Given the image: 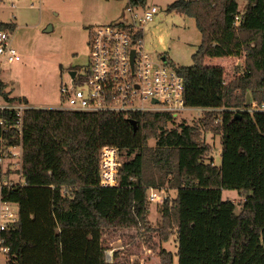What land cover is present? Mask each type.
Wrapping results in <instances>:
<instances>
[{"label":"trees","instance_id":"16d2710c","mask_svg":"<svg viewBox=\"0 0 264 264\" xmlns=\"http://www.w3.org/2000/svg\"><path fill=\"white\" fill-rule=\"evenodd\" d=\"M145 4L147 0H129ZM167 10L195 19L201 43L193 64L179 67L189 107H236L223 127L213 112L199 122L168 124L167 112H86L27 109L23 117L25 184L2 189L18 205L19 221L0 235L7 264H135L107 262L108 238L119 230H150L142 242L159 264H175L163 246L176 235L178 264H264V112H249L247 94L264 102V0H175ZM237 17L239 21H237ZM0 29H16L0 21ZM243 55L244 72L229 83L223 66L207 58ZM0 81V93L11 97ZM236 116L235 119V114ZM130 119L137 121L134 130ZM222 164L208 157L202 131L220 133ZM155 139V145L149 141ZM113 146L122 164L119 185L100 184V150ZM169 184L177 190L162 204V226L149 219L148 190ZM223 189L246 194L242 210ZM135 237V235H134ZM140 244V239L137 240Z\"/></svg>","mask_w":264,"mask_h":264},{"label":"rangeland","instance_id":"374dc122","mask_svg":"<svg viewBox=\"0 0 264 264\" xmlns=\"http://www.w3.org/2000/svg\"><path fill=\"white\" fill-rule=\"evenodd\" d=\"M175 0H147L148 5H156L159 13L154 22L144 29L145 49L155 58L166 57L177 67L193 64L192 55L201 43V33L195 19L177 11L169 12L168 6ZM247 0H239L240 9L244 10ZM129 0H0V21L16 22L17 27L12 34V44L21 59L5 66L2 78L8 84L5 91L10 95L25 96L33 107L60 108L67 102L61 97L60 88L70 83L69 67L82 69L89 63V32L97 25L118 22L127 19L126 6ZM12 33V32H11ZM14 35V36H13ZM228 57H211L208 65L225 66V79L229 83L244 72V64L240 62L243 55ZM230 60V61H228ZM228 61V62H227ZM227 62V63H226ZM1 98V97H0ZM259 99V98H256ZM226 107V106H225ZM229 111L242 110L226 107ZM203 118L194 111H185L175 116L169 128L180 123L197 124ZM202 140L209 144L210 158L214 164H222V128L220 133L210 130L202 131ZM156 140L151 139L150 145ZM6 176L13 182L21 177L22 161L13 158L3 165ZM163 202L148 201L149 219L153 226H162V204L169 196L175 198L177 190L167 183ZM149 192V190H148ZM224 199H231L236 204V212L242 210L246 194L235 189H223ZM150 230H142L138 238V247H124L121 254L129 257L130 263L159 264L157 252H151L142 242L147 240ZM120 241L116 242L121 247ZM119 245V246H118ZM174 253V262L178 264L176 235L163 244ZM110 262L113 250L107 252ZM6 253L0 248V264H7Z\"/></svg>","mask_w":264,"mask_h":264},{"label":"built area","instance_id":"2783aa9c","mask_svg":"<svg viewBox=\"0 0 264 264\" xmlns=\"http://www.w3.org/2000/svg\"><path fill=\"white\" fill-rule=\"evenodd\" d=\"M127 19L92 27L89 32V63L78 69L74 80L60 88L67 105L60 109L86 112H167L177 116L194 111L200 117L213 112L214 123L223 127L225 112L222 107H189L185 104V82L166 57H153L145 49L144 29L156 20L159 8L147 3L126 6ZM237 21L239 18L237 17ZM12 44V33L0 29V81L5 66L20 60ZM0 235L19 221L18 205L3 199L2 189L23 185V117L33 107L25 102H11L0 93ZM249 112H264V102L251 100ZM13 158L22 161L18 182L7 178L3 165ZM122 159L119 150L104 146L100 150V184L119 185ZM163 188L150 187L148 200L163 202ZM4 239L0 237V244ZM5 252L8 248L0 246Z\"/></svg>","mask_w":264,"mask_h":264},{"label":"crops","instance_id":"0c3cea01","mask_svg":"<svg viewBox=\"0 0 264 264\" xmlns=\"http://www.w3.org/2000/svg\"><path fill=\"white\" fill-rule=\"evenodd\" d=\"M147 3V2H146ZM243 11V10H242ZM3 22V21H2ZM15 24H16V27H17V23L16 22H14ZM10 31V30H9ZM15 31V30H14ZM14 31L12 32V34L14 33ZM11 32V31H10ZM14 36V35H13ZM228 57V59L229 58H231V56H227ZM208 59V58H207ZM206 59V60H207ZM235 59H237V57L235 56ZM228 61H230V60H228ZM227 61V62H228ZM226 62V63H227ZM244 62H245V59H244V56H243V58L240 60V62H238V61H236L235 62V64H239V63H242V64H244ZM8 65H10V64H8ZM224 68L226 67V65L225 66H223ZM77 68V70H78V67H76ZM227 69V68H226ZM226 69H225V73H226ZM5 70V69H4ZM4 72V71H3ZM70 75V74H69ZM2 76V75H1ZM70 79H71V76H70ZM1 81H3L6 85H7V88L9 87L8 86V84L5 82V80H3V78L1 77ZM11 97H20V95H17V96H13V95H10ZM21 96H23V95H21ZM251 100L253 101L254 99H252L251 98ZM29 104H30V101H29ZM31 105V104H30ZM37 108H40V107H37ZM44 108V107H43ZM46 108V107H45ZM134 235H135V237H134ZM138 239V237H137V235L135 234V232L132 230V231H129V230H119V231H117L114 235H112L111 237H109L108 238V240H109V245H110V248L109 249H107V251H106V258H107V262H109V263H113V261H114V258H115V252L116 251H120V256L118 257V260H124V259H128L129 257H125V256H123V254H121V251H122V249H124V247H128V246H131V245H135L136 247H138V241H135V240H137ZM118 241H120V242H122L121 243V247L122 248H120V247H117L115 244H116V242H118ZM119 246V245H118ZM110 250H113V258H112V261L110 262V256L108 257V254H107V252L108 251H110ZM6 253V252H5ZM6 258H7V254H6ZM7 262V261H6Z\"/></svg>","mask_w":264,"mask_h":264},{"label":"water","instance_id":"95a60500","mask_svg":"<svg viewBox=\"0 0 264 264\" xmlns=\"http://www.w3.org/2000/svg\"><path fill=\"white\" fill-rule=\"evenodd\" d=\"M76 73H77V70L76 71H70L69 74L71 76L72 81L74 80V78L76 76ZM250 102H251V94L248 93L247 94V102H246V104L249 105ZM237 115H238V113L235 114V119H236ZM130 122L132 123L134 130H137V126H138L137 121L135 119H130Z\"/></svg>","mask_w":264,"mask_h":264},{"label":"flooded vegetation","instance_id":"af4514ba","mask_svg":"<svg viewBox=\"0 0 264 264\" xmlns=\"http://www.w3.org/2000/svg\"><path fill=\"white\" fill-rule=\"evenodd\" d=\"M77 70V68L74 66V67H69V69H68V72L70 73V71H76Z\"/></svg>","mask_w":264,"mask_h":264}]
</instances>
